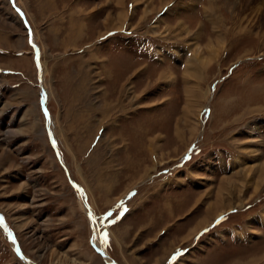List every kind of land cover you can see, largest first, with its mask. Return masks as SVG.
Returning <instances> with one entry per match:
<instances>
[{
    "label": "rangeland",
    "instance_id": "374dc122",
    "mask_svg": "<svg viewBox=\"0 0 264 264\" xmlns=\"http://www.w3.org/2000/svg\"><path fill=\"white\" fill-rule=\"evenodd\" d=\"M112 262L264 264V0H0V264Z\"/></svg>",
    "mask_w": 264,
    "mask_h": 264
},
{
    "label": "water",
    "instance_id": "95a60500",
    "mask_svg": "<svg viewBox=\"0 0 264 264\" xmlns=\"http://www.w3.org/2000/svg\"><path fill=\"white\" fill-rule=\"evenodd\" d=\"M31 44V43H30ZM31 47H32V50H33V52H34V54H35V59H36V63L38 64V60H37V54H36V50H35V47L31 44ZM37 67H38V65H37ZM38 69H39V67H38ZM47 114H45V116H46ZM47 117V116H46ZM46 127V132L48 133V127L47 126H45ZM48 140H49V143H50V145H51V147H52V149L53 150H55L54 149V144H53V142H52V140H51V137H50V135H48ZM63 169H64V167H63ZM72 186L76 189V191L79 193V190L77 189V187L74 185V184H72ZM82 203H83V206L85 207V208H87L86 207V205H84V202L82 201ZM88 209V208H87ZM2 222V221H1ZM92 222V221H91ZM91 224L92 223H90V226H91ZM92 247L97 251V252H99L101 255H104L103 254V252H102V250H100L99 248H96V247H94L93 245H92ZM112 264H115L114 262H112Z\"/></svg>",
    "mask_w": 264,
    "mask_h": 264
},
{
    "label": "bare ground",
    "instance_id": "6f19581e",
    "mask_svg": "<svg viewBox=\"0 0 264 264\" xmlns=\"http://www.w3.org/2000/svg\"><path fill=\"white\" fill-rule=\"evenodd\" d=\"M120 1V0H119ZM33 45V44H32ZM34 46V45H33ZM35 47V46H34ZM35 50H36V47H35ZM36 54H37V51H36ZM189 65V64H188ZM45 66V65H44ZM188 69V68H187ZM187 69H186V71H187ZM189 71V70H188ZM186 74H189L190 75V73H186ZM187 76V75H186ZM78 96V95H77ZM107 96V95H106ZM47 114V113H46ZM48 130H49V128H48ZM51 140H52V138H51ZM53 141V140H52ZM55 146V145H54ZM65 167V166H64ZM77 187V186H76ZM77 189H78V187H77ZM79 190V189H78ZM228 209V208H227ZM227 209H225V210H227ZM225 210H221L222 212L223 211H225ZM93 219V221H94V217L92 218ZM93 234H94V242H95V245H98V240H97V234H96V230H93ZM58 262V261H57Z\"/></svg>",
    "mask_w": 264,
    "mask_h": 264
},
{
    "label": "snow or ice",
    "instance_id": "6c2138e0",
    "mask_svg": "<svg viewBox=\"0 0 264 264\" xmlns=\"http://www.w3.org/2000/svg\"><path fill=\"white\" fill-rule=\"evenodd\" d=\"M15 2V0H13V3ZM18 11H19V9H18ZM109 215H111L110 213H109ZM205 231H207V229H205Z\"/></svg>",
    "mask_w": 264,
    "mask_h": 264
}]
</instances>
